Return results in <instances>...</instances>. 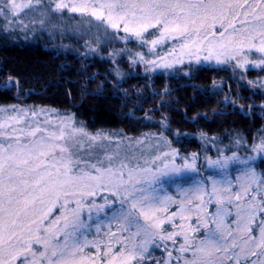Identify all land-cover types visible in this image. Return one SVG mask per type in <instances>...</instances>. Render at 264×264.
<instances>
[{
	"label": "snow or ice",
	"instance_id": "1",
	"mask_svg": "<svg viewBox=\"0 0 264 264\" xmlns=\"http://www.w3.org/2000/svg\"><path fill=\"white\" fill-rule=\"evenodd\" d=\"M66 12L98 22L93 25L97 46L114 38L111 29L125 34L120 39L126 45L134 40L141 47L150 45V52L169 39L179 40L180 55L189 60L194 56L199 62L203 52L205 60L235 61L245 72L247 66L264 71V0H0L5 30L62 20ZM37 14L43 19L37 21ZM86 46L96 50L91 42ZM127 51L132 64L151 65L149 71L183 62ZM11 86L10 78L3 87ZM28 115L17 109L0 123V264H146L153 248H163L168 259L152 264H264V171L255 164L257 158L264 162V133L244 145L253 155L233 151L208 161L221 179L197 180L186 175H200L195 154L191 163L179 166L130 167L112 155L96 156L100 134L76 127L70 117L58 132L12 127L25 123ZM37 133L45 134L37 138ZM165 155L174 157L176 151ZM233 167L239 174L231 179ZM190 180L191 187L178 188L182 199L161 194L167 183ZM98 193L108 194L101 196L103 203L92 199ZM57 205L60 215L49 220ZM94 212L97 235L104 223L100 214L107 219V242L89 239ZM168 242L180 257H173ZM88 248L95 254L86 253Z\"/></svg>",
	"mask_w": 264,
	"mask_h": 264
},
{
	"label": "trees",
	"instance_id": "2",
	"mask_svg": "<svg viewBox=\"0 0 264 264\" xmlns=\"http://www.w3.org/2000/svg\"><path fill=\"white\" fill-rule=\"evenodd\" d=\"M71 17L96 32L98 22L91 17ZM108 32L114 38L104 41L98 52L82 55L69 47L57 49V36L51 40V35L39 33L29 43L0 25V106L23 103L52 109L112 141L129 143L154 134L179 155L247 154L244 145L264 133L263 91L221 67L198 66L188 75L173 76L143 74L139 66L133 72L124 54L128 49L143 51L146 59L159 56L148 58L144 46L134 40L126 45L120 39L124 33ZM114 51L122 52L114 56L115 63L108 58ZM254 72L250 76L261 77L264 71ZM10 78L12 86L4 88Z\"/></svg>",
	"mask_w": 264,
	"mask_h": 264
},
{
	"label": "rangeland",
	"instance_id": "3",
	"mask_svg": "<svg viewBox=\"0 0 264 264\" xmlns=\"http://www.w3.org/2000/svg\"><path fill=\"white\" fill-rule=\"evenodd\" d=\"M250 3H255L256 0H249ZM73 15H80L76 13H65L64 18L62 20H47L45 19V22L43 25L40 23H31L29 22L28 27L21 30L20 27H16L13 25L12 27L8 28V31H11L12 33H18V37H22L24 42H34L37 37V34L39 33H46L48 35H51V40L56 39V36L58 37V43L55 44V47L57 49H66L69 47L71 50H74L82 55H89L94 52H98L101 44H104L103 40L99 44V46L96 45L95 36H94V29L89 28L88 26L84 25L82 22L78 21L77 19H74ZM89 17V16H84ZM37 21L40 19H43V17L39 16L38 14L34 17ZM93 19V18H92ZM0 25L5 28L4 22L2 19H0ZM55 25V26H53ZM237 28H239L241 25L239 21L236 22ZM155 29H150L149 32H154ZM217 31V36L215 39L219 41L221 37L219 36L220 26L217 24V27L215 29ZM229 32H231V29H229ZM123 33V32H122ZM147 35V34H146ZM228 33H225V36H227ZM76 41V42H75ZM74 42V43H73ZM78 42V43H77ZM87 42H91L92 46L96 48L95 51H90L89 48L86 46ZM76 44V45H74ZM180 41L179 40H167L165 42H162L161 44H158L156 46V49L153 51H149L148 46H144L145 51L147 53L148 58H152L155 55H158L159 57L157 60H159L160 57H166L169 61L175 60L177 58L182 59V63H176L172 68L169 69H161L157 68L155 72L163 73L164 75L173 76L178 74H189L190 69L195 70L198 66H212V67H221L225 68L227 71L230 72V75H233L236 79L240 80L241 82L247 84L250 88L253 90H259L264 92V72L261 74V77L256 76H250L249 73L255 74L254 71H262L259 68H251L249 67V70L247 72L243 71L242 69L235 67V61H229L228 63L218 64L216 63L215 59L212 60H205L204 59V53H200V60L199 62L196 61L195 57L193 56L191 60H189V57L187 55L181 57L180 55V47H179ZM136 46H140L138 43H136ZM64 47V48H63ZM175 49V51H173ZM115 55H112L113 53H110L108 58L112 59V62H114L115 58L114 56H121L122 52L118 53L116 51ZM143 52V51H142ZM144 53V52H143ZM127 56V63L129 68L133 72H135V69L137 66L140 67L141 72L144 74L149 73L147 69L151 68V65H145L143 63H137L132 64L128 58V52H124ZM145 55V54H144ZM146 57V56H145ZM115 63V62H114ZM184 67H187V71L184 70ZM154 72V71H151ZM150 72V73H151ZM254 72V73H253ZM153 74V73H151ZM249 81H253V84H250ZM15 106V108L13 107ZM0 109H4L5 111L0 112V123L4 122V119L8 116L15 115L17 109H24L28 111L29 115L27 119L25 120V123L23 124H13L12 127L20 128V127H26V125H31L32 127H41L44 129H47L48 131H59V127L62 125V122L65 121L68 117H65L63 115H60L58 112L52 109L48 108H37L32 107L25 104H12L7 106H0ZM35 112L36 115L33 117L32 112ZM71 118V117H70ZM73 121V119L71 118ZM74 122V121H73ZM75 125V123H74ZM76 126V125H75ZM77 127V126H76ZM5 131H11V129H5ZM45 133H37V138H39L41 135H44ZM101 140L96 144V147L93 149L96 156L103 158L104 155H112L115 157V161L118 162L120 160L125 161L129 164L130 167L139 166L140 168H152L153 170L162 168L163 165L168 164L169 166L175 164L177 166L182 165L185 160L187 162H192L193 154L196 156V167L199 170V176H197L196 173L193 172H187L186 175L190 177H195V179H200L201 176L207 177V176H214L216 179H221L222 175L220 171L216 168L209 167L208 161L209 160H215L220 155L216 156H205L201 155L200 153L196 152H189L185 155H179L177 151L172 148L169 143L164 140L161 137H157L154 134H148L144 135L142 137H139L137 140L133 142H127L126 141H118L113 140L109 137H106L105 135H100ZM131 141V140H129ZM173 150L176 151V155L173 157L171 155H165V153L171 154ZM225 155V154H223ZM228 155V154H227ZM231 155V154H230ZM240 155V154H239ZM253 155L250 151L247 154L240 155L241 157H246ZM261 162V163H260ZM255 164L257 166L258 171H264V162L261 161V159L257 158L255 161ZM239 173L235 170V167L230 168L229 170V178L234 179L236 175ZM194 181L190 180L183 184H174V183H167L164 185L165 191L161 194H167L172 196L173 198L179 200L182 199L181 193L178 191V188H187L191 187ZM107 193H98L96 197L92 198L95 199L97 203H103V200L101 199V196H106ZM71 207V205H69ZM214 207V206H213ZM107 210V209H106ZM175 207L171 208V211H175ZM61 209L59 205L56 206V208L53 209L52 213L48 217L49 220L55 219L57 215H60ZM86 215V212H85ZM99 219L101 221H104L103 224H101V231L100 234L97 235L95 233V224L98 222L96 218L95 212L93 213V231L89 233V239L95 238L99 241L107 242V237L104 236V233L108 231L107 228V219L104 216V213L100 214ZM165 227H168L166 225ZM112 231H117V225L112 224ZM117 235H120L117 233ZM114 247H117L114 245ZM168 250L172 251L173 257H180L181 254L175 250V248L172 246L171 242H168ZM152 256L151 258L146 261V264H152V260H165L167 261V251H165L163 248L156 249L153 248L152 250ZM86 253L95 254V249L88 248L85 250ZM173 264H176L175 260L173 261Z\"/></svg>",
	"mask_w": 264,
	"mask_h": 264
}]
</instances>
